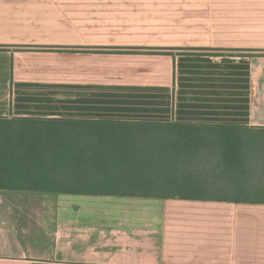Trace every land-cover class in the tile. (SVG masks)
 <instances>
[{"label": "crops", "instance_id": "crops-1", "mask_svg": "<svg viewBox=\"0 0 264 264\" xmlns=\"http://www.w3.org/2000/svg\"><path fill=\"white\" fill-rule=\"evenodd\" d=\"M0 117L264 128V0H0ZM0 264H264V204L0 191Z\"/></svg>", "mask_w": 264, "mask_h": 264}, {"label": "trees", "instance_id": "trees-1", "mask_svg": "<svg viewBox=\"0 0 264 264\" xmlns=\"http://www.w3.org/2000/svg\"><path fill=\"white\" fill-rule=\"evenodd\" d=\"M0 191L264 204V128L0 117Z\"/></svg>", "mask_w": 264, "mask_h": 264}, {"label": "rangeland", "instance_id": "rangeland-1", "mask_svg": "<svg viewBox=\"0 0 264 264\" xmlns=\"http://www.w3.org/2000/svg\"><path fill=\"white\" fill-rule=\"evenodd\" d=\"M26 210H27L26 211V214L28 215V217H27L25 223H39V218H35V217L31 216L32 208L27 207ZM43 214H45V212H42V219H41V221L44 222V219L45 218H44ZM50 215H51V213L49 212L47 214V219L49 220L48 223H56V221L53 222V220H52L53 219V216H50ZM65 219H66L65 216L61 214V217L59 218L60 221L58 220V223H66L67 221Z\"/></svg>", "mask_w": 264, "mask_h": 264}]
</instances>
